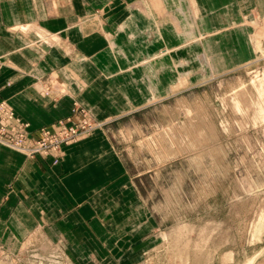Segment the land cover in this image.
Here are the masks:
<instances>
[{
    "label": "rangeland",
    "instance_id": "obj_1",
    "mask_svg": "<svg viewBox=\"0 0 264 264\" xmlns=\"http://www.w3.org/2000/svg\"><path fill=\"white\" fill-rule=\"evenodd\" d=\"M105 2L0 0L2 162L60 174L46 203L29 170L3 185L0 264H264V0L224 38L196 32L193 59L156 31L128 89L125 74L89 89L74 41L100 33L113 48L105 19L124 13Z\"/></svg>",
    "mask_w": 264,
    "mask_h": 264
},
{
    "label": "crops",
    "instance_id": "obj_2",
    "mask_svg": "<svg viewBox=\"0 0 264 264\" xmlns=\"http://www.w3.org/2000/svg\"><path fill=\"white\" fill-rule=\"evenodd\" d=\"M256 3L257 0H191V3L185 0H106L102 7L105 6L109 10L119 8L123 10L124 13L121 18H111L113 13H108L110 16L106 17L104 24L107 33L115 34L112 46L114 48L115 44L118 52L114 54L113 48L110 49L108 47L105 37L100 33H85L81 31L79 34L80 38L74 41V45L79 56L86 58L87 61L85 62L86 65L83 64L82 66H78L75 70L80 75H89L87 78L88 81H95L96 84H98V86L89 87V89L99 88L104 82H110L109 87L112 88V77L114 74L126 75L127 86L125 88L128 89L130 67L136 65L138 69L133 72H140L138 66L145 65L147 59L143 50L156 47L153 45L156 38V31L160 35L162 41L164 40L165 42L166 38L164 36L167 33L168 35L174 34V39L169 42V45H166L171 49L174 48L176 51L184 48L187 52L189 51L187 56L193 59L197 56V53L193 54L192 52L196 45L187 44L184 46V42H192L196 32L199 34L213 32L216 34L213 37L214 39L224 38L223 35H218L219 31H221L225 25L233 23V21L241 17L246 8H257ZM152 4H158L159 8L170 16L167 19L168 25L162 27L155 25L161 23L158 22L155 15H152ZM188 4H192L196 9L197 17L194 21L190 18L189 8L191 5ZM132 10H137V13H130ZM118 27L121 28L118 29ZM67 29L65 28V30ZM151 34L152 37L148 38ZM207 49L205 47L202 49V52L206 56V52L209 51V49ZM133 51H136L138 56L133 57ZM172 57L173 55L170 56V64H172ZM173 59L175 58L173 57ZM153 62L155 61L153 60L150 64L154 66L156 62ZM175 64L177 65V62H175ZM168 71L174 73L175 71L177 72V69L171 67ZM157 72H159V70ZM99 74H104V79L98 78ZM106 74L110 75V81H107ZM93 75L95 76L93 77ZM102 87L108 88L107 85ZM14 88L15 87L12 89ZM14 90H16V88ZM1 154L2 149L0 148V195L5 192L3 185L6 181L14 176H21L25 170H29L28 173L21 176V179L29 185H34L37 193L45 194L44 198L41 197L38 199L39 201L45 200L46 203V196L51 199L50 194H55L54 188H52L50 183L47 185L45 183L50 179H52L53 183L58 181V177L60 176L58 168H48L43 164V166L38 164L35 165L34 161L25 163L21 157L12 153H8L9 165H7L6 162H2ZM73 177L74 173L73 175L65 176L63 180L69 181ZM43 178L46 179L44 180ZM41 179H43L42 183ZM70 185L72 184L70 183ZM46 186H49L48 189L44 188ZM15 195L9 194L8 205L10 208L14 206L13 203L16 199ZM30 210L31 212L34 211L33 208Z\"/></svg>",
    "mask_w": 264,
    "mask_h": 264
}]
</instances>
